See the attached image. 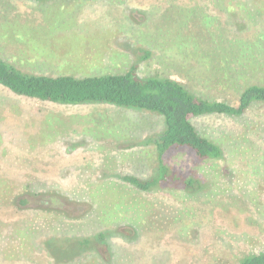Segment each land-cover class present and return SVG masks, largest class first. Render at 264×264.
Segmentation results:
<instances>
[{"label":"rangeland","instance_id":"374dc122","mask_svg":"<svg viewBox=\"0 0 264 264\" xmlns=\"http://www.w3.org/2000/svg\"><path fill=\"white\" fill-rule=\"evenodd\" d=\"M244 45L262 64L233 82ZM0 59L50 77L133 70L236 104L245 86H264V0H0ZM192 121L223 157L165 163L203 191L141 192L123 177L156 173L149 140L161 118L0 86V264H237L263 253L264 106Z\"/></svg>","mask_w":264,"mask_h":264},{"label":"trees","instance_id":"16d2710c","mask_svg":"<svg viewBox=\"0 0 264 264\" xmlns=\"http://www.w3.org/2000/svg\"><path fill=\"white\" fill-rule=\"evenodd\" d=\"M244 48L246 52L235 55L232 59L237 63L233 82L245 80L238 72L242 68L256 69L251 65L255 61L258 65L262 64L263 58L260 61L250 56L248 49L253 51L251 45H244ZM224 61L230 60L225 58ZM214 62L216 60L212 59L211 63ZM0 86L16 96L41 102L62 106L105 104L145 111L161 118V131L149 140L158 158L156 173L147 180L129 175L123 177L127 184L141 192L171 185L189 195L201 193L204 185L199 177L190 174L183 178L165 163L169 153L185 154L199 162L216 161L223 157L221 147L201 136L192 120L206 116L241 117L255 105L264 106V86L257 84L247 85L238 91L236 104H231L208 95H196L169 78L139 77L133 70L122 74H100L82 78L66 75L50 77L24 73L2 59ZM237 264H264V252L246 255Z\"/></svg>","mask_w":264,"mask_h":264}]
</instances>
